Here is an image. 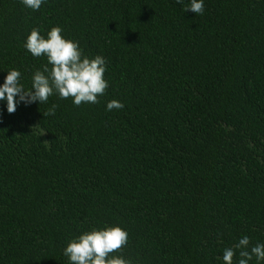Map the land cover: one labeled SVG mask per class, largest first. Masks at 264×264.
Returning <instances> with one entry per match:
<instances>
[{
	"label": "trees",
	"instance_id": "16d2710c",
	"mask_svg": "<svg viewBox=\"0 0 264 264\" xmlns=\"http://www.w3.org/2000/svg\"><path fill=\"white\" fill-rule=\"evenodd\" d=\"M203 2L0 0V85L15 69L30 87L47 61L23 45L56 26L105 58L109 85L79 107L0 100V264H70L68 242L105 226L128 233L113 255L130 264H224L244 236L264 244V0Z\"/></svg>",
	"mask_w": 264,
	"mask_h": 264
},
{
	"label": "clouds",
	"instance_id": "9594fccd",
	"mask_svg": "<svg viewBox=\"0 0 264 264\" xmlns=\"http://www.w3.org/2000/svg\"><path fill=\"white\" fill-rule=\"evenodd\" d=\"M27 8L39 10L44 0H20ZM183 4L184 0H175ZM183 11H191L196 15L204 13L203 0H190L184 5ZM62 29L52 27L47 33V39L40 34V30L33 28L27 36L23 47L35 58H46L47 63L43 71L37 70L31 78L29 88L20 83L21 73L12 69L7 72L4 82L0 85V100H6L7 112L16 111L17 104L25 105L38 102L47 103L50 96L58 95L60 99H72L75 106L82 103L96 104L98 97L103 96L108 88L104 78L106 60L100 55L94 58L83 56L78 42L65 39ZM18 97V99H17ZM57 105L53 104L43 115H54ZM124 105L111 100L106 110H119ZM128 242V233L118 226H105L103 229H93L70 240L63 250L70 264H130L121 256L113 255L120 252ZM249 238L244 236L233 247L223 252L224 264H233L235 250L239 249L238 264H248L253 257L257 261L264 260V244L257 243L249 249Z\"/></svg>",
	"mask_w": 264,
	"mask_h": 264
}]
</instances>
